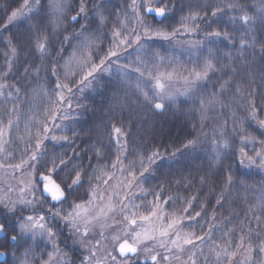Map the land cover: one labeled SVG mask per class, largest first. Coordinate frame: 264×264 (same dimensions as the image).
I'll return each mask as SVG.
<instances>
[{
  "label": "snow or ice",
  "instance_id": "snow-or-ice-1",
  "mask_svg": "<svg viewBox=\"0 0 264 264\" xmlns=\"http://www.w3.org/2000/svg\"><path fill=\"white\" fill-rule=\"evenodd\" d=\"M17 4L0 17V47L4 49L0 97L4 116L8 118L6 123L0 118V154L5 156L0 169L10 168L14 173L25 175L18 181L15 198L7 194L0 196V214H6L0 219V261L9 264L11 256V264H199L203 257L204 264H264V198L258 207L255 204L249 207L245 220L236 226L239 232L228 226L234 217H225L226 223L212 224L207 231L201 226L203 234H197L191 222L199 224L198 218L205 208L201 203L200 210L195 209L197 196L185 201L179 197L163 198V188L158 186L152 201L143 203L150 194L144 191L143 185L147 183V175L155 171L152 165L161 154L130 151L126 140L130 137L123 124L113 123L110 131L107 124L104 126L108 142L98 139L95 145L89 146L87 152L93 156L86 165L83 157L87 152L82 153L80 148H74L69 156L67 152L50 153L45 144L49 139L70 146L74 143L79 133L70 129L72 137H69L59 123L69 119L65 105L72 108V96L89 86L97 71L116 65L124 74H137L138 91L141 84L145 88L151 84L150 91H142L145 106L159 111L165 108L162 101L174 103L177 96L198 100L199 130L182 145L183 150L195 149L201 143V136H207L203 121L210 118L217 106H232L222 100L229 90L237 99L243 95L242 73L252 68L256 55L264 61V0H228L226 4L207 0L195 6L185 0H123L115 5L107 0H71V3L69 0H17ZM24 24L27 27L23 32H12L13 27ZM213 24L217 26L215 29ZM155 39L171 44L178 42L195 53L192 67L159 73L165 57L145 43ZM214 40L226 42L227 51L221 53L212 44ZM25 51L32 59L26 57L23 71H19L16 61ZM132 52L136 53L135 60H127L123 55ZM37 59L42 63L37 64ZM44 77L48 78L46 85L41 83ZM176 78L183 81L184 88L173 92L166 82ZM32 82L47 97V105L38 116L33 113L35 119L30 117L32 123L26 125L28 138L21 155L27 159L13 163L15 153L7 147L9 140L5 137H11L14 125L18 127V118L14 121L12 116L21 112L22 93L31 99L28 90ZM210 82L212 91H208ZM257 99L264 101V94L257 89L248 91L247 119L255 120L264 129V119L258 118L261 104ZM8 104L12 107H7ZM223 127L219 125L220 129ZM193 128L196 130V125ZM213 131L211 143L217 154L214 159L218 160L228 141L223 131ZM234 133L241 135L240 164L264 170V139L257 140L242 128L238 132L234 129ZM247 143L254 145L251 154L244 150L243 145ZM257 144L259 148L255 147ZM175 155L173 152L172 156ZM129 156L134 159L128 160ZM114 170L124 175L118 184L111 183L117 179ZM227 172L218 181L221 191L214 212L223 208L231 195V169ZM212 179L214 175L205 173L200 184L203 186ZM85 180L89 184L87 200L78 195ZM7 191L12 193L14 189L9 187ZM135 196L141 197V203L132 199ZM176 204L184 206L174 208ZM165 206L174 210L169 214ZM211 219L215 221L216 216ZM97 225L103 229L99 232L100 239L92 235ZM107 229L111 231L106 232ZM64 231L67 235L63 240H72L82 249L75 262L61 247ZM215 231L221 232L219 241L214 237ZM206 240L213 241L207 253L201 247ZM38 241L46 245L39 257L36 255Z\"/></svg>",
  "mask_w": 264,
  "mask_h": 264
},
{
  "label": "trees",
  "instance_id": "trees-1",
  "mask_svg": "<svg viewBox=\"0 0 264 264\" xmlns=\"http://www.w3.org/2000/svg\"><path fill=\"white\" fill-rule=\"evenodd\" d=\"M107 2L115 5L122 3L123 0H107ZM185 2H190L195 6L196 4H204L207 0H185ZM211 2L213 4H226L228 0H211ZM69 3H71V0H69ZM17 6V0H0V17H3L6 11H10ZM217 19L225 18L218 17ZM81 23H84V21L82 20ZM26 27L27 24H24L23 26L13 27L11 30L13 33L23 32ZM216 27V24L212 25L213 29ZM69 31H72V29H69ZM201 35L203 36L204 33ZM180 39L184 38L181 37ZM236 39L238 42L240 37L237 36ZM145 43L165 57L163 64L159 66V73L170 72L173 69L182 70V67H192L191 60L195 58V53L190 52L178 42L171 44L167 41L155 39ZM225 43L222 40L212 41V44L219 48L221 53L227 51L224 47ZM24 46L27 49L26 43ZM56 47L59 49V44ZM257 48H259V45H257ZM3 52L4 49L0 47V65L4 63ZM129 52H131V49ZM26 57L32 59L27 51L20 53L19 59L16 61V69L19 71H23V62ZM126 58L127 60H135L136 53L132 52L131 55L127 53ZM36 63L41 64L42 62L37 59ZM262 66H264V61L261 60L259 55H256L253 58L252 68L242 73L245 81L241 85L244 90L243 95L237 99L232 95V90H229L222 100L230 102L232 106L230 108L217 106L216 111L210 114V118L203 121L206 125L203 128V132L207 136H201V143L195 149L188 150H183L182 145L186 142V138L192 139L197 134L201 123V116L197 111L198 100L194 102L184 96H177L174 103L168 100L162 101L165 104V108L158 112L154 108L144 105L142 91H150V89L145 88L141 84V90H137L136 81L139 78L136 73L128 72L124 74L117 70L116 65H112L107 70H99L89 86L84 87L83 91L77 92L72 96L70 100L72 108L68 109L67 105H65L69 119L59 121L63 126L64 134L72 137L70 129H73L79 133V136L74 138V143L71 146L62 141L57 143L49 139L45 141L47 150L50 153L55 151L58 154L67 152L69 156L72 155L73 149L77 147L81 149L82 153L87 152L89 146L95 145L98 139L105 144L108 142L107 132L104 128L106 124L109 126V131L113 123L123 124L130 137V139L126 137L127 142L130 144V151L149 155L153 152L161 154L157 158L156 163L152 165L155 171L151 175H147V183L143 185L144 191L150 193L147 199L143 201L144 204L152 201L153 194L159 190L158 186L163 188L161 193L163 198L179 197L181 201H185L195 195L197 196V200L194 201L195 209L200 210L201 203L205 205V208L202 216L198 218L199 224L191 222L194 226L192 230L197 234H203V231H207L212 224L220 225L225 217H234L233 223L228 226L236 228V231L239 232L236 226L245 220V213L249 207L253 204L258 207L261 198H264V170H260L254 165L250 166L247 163L240 164L238 155L242 146L240 143L241 135L234 133V129L238 132L242 128L244 133L256 137L257 140L264 139V129H261L255 120L247 119L248 113L245 109V98L248 91L257 89L259 93L264 94V79H262L264 78V72H261ZM41 76L43 77V73H41ZM47 79V77H44L41 83L46 85ZM52 79L54 80L55 78L53 77ZM177 79L182 81L179 78ZM252 81L255 82L253 83ZM9 82L11 83L12 81L10 80ZM32 85V88L28 90L31 99L24 97L22 93L21 100L24 102L21 112L18 116L17 114L12 116L14 121L18 118V127L14 125L11 137H5L6 140H9L7 147L15 153L13 163H19L21 159H27V156L21 155L28 138L26 125L32 123V120L29 119L30 117L35 119L33 113L38 116L47 105V97L42 96L34 82H32ZM208 91H212L211 82L209 83ZM2 101L3 98L0 97V118L6 123L8 118L4 116ZM257 103L261 104L258 118L264 119V101L257 99ZM7 107L10 108L12 105L8 104ZM233 112H235L234 118ZM241 121H243L242 124L240 123ZM193 125H196V130H194ZM219 125H224L223 129H220ZM214 129L223 131L225 139L228 141V147L219 153L220 159L218 160L214 159L217 154L213 151L211 143L215 135ZM32 131L35 132V129L33 128ZM189 133H192V135H188ZM56 135L59 136L60 133L57 132ZM21 137L24 139H21ZM243 147L249 154L253 152V143H247ZM255 147L259 148V145L257 144ZM177 149L181 151H177ZM173 152L176 153L175 157L172 156ZM92 156V152H87V155H84L85 165L89 163V158ZM129 157L128 160H130ZM112 159H115L114 154ZM4 160L5 156L0 154V162ZM92 162L95 163V160L93 159ZM107 162L110 164L111 160ZM145 163H147L146 160ZM229 168L233 179V186L230 190L231 195L228 203H225L223 208L214 212V208H216L215 201L221 191L218 181L221 176L228 175L227 170ZM1 170L9 172L11 176L21 174L23 178L25 175L21 172L14 173V170L10 168ZM205 173L214 175L215 179L209 180L207 184L202 186L200 179ZM187 185H190V187H186ZM88 190L89 184L85 180L84 187L80 189L78 195L87 200ZM138 198L135 202L141 203V197ZM183 206V204H176L174 208H182ZM174 208L165 206V210L169 214ZM5 215L0 214V219H4ZM213 215L216 216L215 221L211 219ZM224 222L226 223V221ZM53 223L59 224L58 221H53ZM9 224L11 226L10 218ZM201 226H203V231ZM252 226L255 228L254 223ZM189 230L185 228V231ZM65 235H67V231L62 232L61 247L75 262L81 252L78 251V247L71 243V240H63ZM220 236V231L214 232V237L217 241H219ZM212 244V240H206L201 247L207 253ZM38 245L36 249L37 257H39L41 250L46 247L43 241H38ZM8 260L9 264H11L12 257L9 256ZM199 264H204L203 257H200Z\"/></svg>",
  "mask_w": 264,
  "mask_h": 264
},
{
  "label": "rangeland",
  "instance_id": "rangeland-1",
  "mask_svg": "<svg viewBox=\"0 0 264 264\" xmlns=\"http://www.w3.org/2000/svg\"><path fill=\"white\" fill-rule=\"evenodd\" d=\"M123 55H124V57H126L127 53H124ZM166 83H169L171 85V90L173 92H176L177 90H182L184 88L183 87V85H184L183 84V81H179L177 78L176 79H173L172 81H168ZM147 88L151 90V84H149ZM129 159L132 160V159H134V157H129ZM138 167H139V164L137 163V168ZM114 171H115V177L117 179L112 180L111 183L112 184H118V182L120 180H123L124 179V175H122L119 170H114ZM22 174H24V173H22ZM20 179H22L21 174L20 175H16V176L15 175L14 176H11V174L9 172H5V171H3V170L0 169V196H4L5 194H7V195H11V196H13V198H15V195H16L15 189L19 186L18 181ZM9 187H12L14 189V191L12 193H9L7 191V189ZM138 197H140V196H135L134 201L136 199H139ZM133 198L134 197H132V199ZM97 203H99V201H97ZM102 230L103 229H101V227L99 225H97L96 228H95V230H94V232L92 233V235L96 239H100L99 232L102 231ZM107 231H111V229H107L106 232ZM71 243H73L72 240H71ZM104 243H107V242L105 241ZM75 246L79 248L78 251L82 252V249L78 245H75ZM160 251H163V249H160Z\"/></svg>",
  "mask_w": 264,
  "mask_h": 264
},
{
  "label": "water",
  "instance_id": "water-1",
  "mask_svg": "<svg viewBox=\"0 0 264 264\" xmlns=\"http://www.w3.org/2000/svg\"><path fill=\"white\" fill-rule=\"evenodd\" d=\"M157 111H158V110H157ZM158 112H160V110H159ZM0 262H3V261H0Z\"/></svg>",
  "mask_w": 264,
  "mask_h": 264
}]
</instances>
